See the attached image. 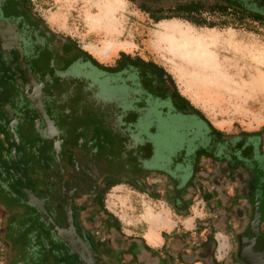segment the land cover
<instances>
[{"label":"flooded vegetation","instance_id":"obj_1","mask_svg":"<svg viewBox=\"0 0 264 264\" xmlns=\"http://www.w3.org/2000/svg\"><path fill=\"white\" fill-rule=\"evenodd\" d=\"M85 52L31 0H0L2 263L263 264L264 128L225 132L152 66ZM121 183L155 199L161 183L174 215L199 199L213 215L195 243L172 230L151 248L103 212Z\"/></svg>","mask_w":264,"mask_h":264},{"label":"rangeland","instance_id":"obj_2","mask_svg":"<svg viewBox=\"0 0 264 264\" xmlns=\"http://www.w3.org/2000/svg\"><path fill=\"white\" fill-rule=\"evenodd\" d=\"M31 2L34 11L49 28L73 40L100 62L113 64L115 58L124 53L139 55L162 66L171 75L179 94L223 131L264 128L263 23L248 21L239 25L234 22L229 26L212 28L176 18L155 23L130 0ZM103 12L107 16L101 15ZM167 23L180 24L195 35L202 36L207 43V55L211 62L208 61L207 66L199 65L190 55H179L175 48L162 43L160 36L163 29L160 25ZM194 45L191 44L192 47ZM73 119L82 121L81 118ZM72 134L75 137L74 130ZM99 134L107 141L110 138L106 131L99 130ZM155 184L156 193L161 194L159 200L125 183L113 186L104 196L105 207L118 219L126 233H143L145 226L141 220L148 218L155 220L157 226L164 227L165 234H174L168 232L178 222V216L171 213L164 199V191L160 192L163 190L161 183ZM193 213L200 215L202 210L195 205ZM190 222L191 219H188L184 225L189 229L187 231L176 228L177 233L187 235L185 240L188 245L199 240L195 227L187 225ZM149 234L155 236V229L151 228ZM216 235V255L219 260L224 256L227 259L230 253L227 235L221 230ZM0 264H3L1 256Z\"/></svg>","mask_w":264,"mask_h":264},{"label":"trees","instance_id":"obj_3","mask_svg":"<svg viewBox=\"0 0 264 264\" xmlns=\"http://www.w3.org/2000/svg\"><path fill=\"white\" fill-rule=\"evenodd\" d=\"M137 7L147 13L155 22L167 19H183L197 26H229L236 22L239 25L245 22H261L264 24V8L253 0H130ZM210 16L208 18L207 16ZM231 17V18H230ZM87 54V52H85ZM121 58L135 59L140 63L152 66L168 77L175 86L171 75L155 62H145L139 55L130 56L122 53ZM183 97V96H182ZM184 98V97H183ZM185 99V98H184ZM186 100V99H185ZM187 101V100H186ZM188 102V101H187ZM189 103V102H188ZM111 185L108 186V189ZM145 193L144 191L140 190ZM103 212L116 218L101 202ZM117 219V218H116ZM118 221V219H117ZM119 223V221H118ZM120 224V223H119ZM163 235H166L163 233Z\"/></svg>","mask_w":264,"mask_h":264},{"label":"bare ground","instance_id":"obj_4","mask_svg":"<svg viewBox=\"0 0 264 264\" xmlns=\"http://www.w3.org/2000/svg\"><path fill=\"white\" fill-rule=\"evenodd\" d=\"M101 15L107 16L106 12L101 13ZM160 26L161 29H163V32L160 36V41L162 43L170 45L173 49L175 48L177 51H179V55H181L180 53L183 55H190L189 57L193 58L195 63H198L199 65L207 66L208 61L211 62L209 56L207 55V43L204 41L205 39H203L202 36L195 35L188 27H183L177 23H167ZM192 43L193 45L195 44L193 47L191 46ZM155 227L152 229H155ZM147 236L153 241L154 234H149Z\"/></svg>","mask_w":264,"mask_h":264},{"label":"crops","instance_id":"obj_5","mask_svg":"<svg viewBox=\"0 0 264 264\" xmlns=\"http://www.w3.org/2000/svg\"><path fill=\"white\" fill-rule=\"evenodd\" d=\"M214 127L218 128V129H221V128H219L216 125H214ZM155 200H159V199H155ZM203 204H204L203 200L199 199V200H197L195 202V204L193 206H191V208H190L191 214H189L188 216H178V217H176L178 222L175 223L174 226H171L169 232L172 231V230H176L177 227H179V228L181 227L180 229H182V231L189 230V229L186 228L187 226L186 227L184 226V225H186V221L188 219H191V222L189 224H187V225H190V226L193 225V227H196V228H194V229H196L195 230L196 232H200V233L203 232L204 231V227L206 226L207 222H209V217H212V215H213L211 213L212 212L211 210H208L207 212H204L202 210L203 209ZM195 205H196L197 208H200L202 210L203 214L201 213L199 215V214H194L193 213ZM152 222H154V223H152ZM141 223L145 226V229L143 230V233L137 234V236H139L141 238V242L145 243L146 245H148L151 248H155V249L156 248H161L165 244V238L163 236V233H165L166 229L164 227H162V226H157L158 224L155 222V220L150 221L147 218H142ZM190 226H188V227H190ZM154 227H155V236H154L153 241H152V240H150L148 238L147 234L150 231V229L154 228ZM122 230H123V228H122ZM218 232H219V230L217 231V233ZM183 233H187V232H183ZM126 234H128V233H126ZM216 237H217V235H216Z\"/></svg>","mask_w":264,"mask_h":264},{"label":"water","instance_id":"obj_6","mask_svg":"<svg viewBox=\"0 0 264 264\" xmlns=\"http://www.w3.org/2000/svg\"><path fill=\"white\" fill-rule=\"evenodd\" d=\"M259 6H261V7H264V0H260V3H259ZM85 254H86V256H89V258H91L90 256H91V253H89L88 251H86L85 252ZM92 259H90V264H92V261H91ZM264 264V263H263Z\"/></svg>","mask_w":264,"mask_h":264}]
</instances>
